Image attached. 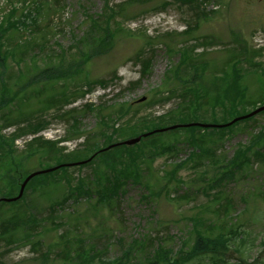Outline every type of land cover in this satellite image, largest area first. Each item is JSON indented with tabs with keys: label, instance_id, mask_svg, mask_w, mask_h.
I'll return each instance as SVG.
<instances>
[{
	"label": "rangeland",
	"instance_id": "rangeland-1",
	"mask_svg": "<svg viewBox=\"0 0 264 264\" xmlns=\"http://www.w3.org/2000/svg\"><path fill=\"white\" fill-rule=\"evenodd\" d=\"M162 1L168 4L158 6ZM11 3L14 10L8 11ZM111 10L110 27L123 30H116L112 47L102 53L95 38L102 30L92 29L88 16L101 20L104 27L102 21L112 15ZM8 15L13 28L5 34L2 49L14 56L0 66L1 80L10 91L7 97L20 92L13 103L7 99L1 103L9 107L4 108L6 117L0 116V134L8 138L20 132L13 144L16 157L25 158L27 144L34 139L44 149L22 159L24 175L54 164L55 153L41 142H55L64 153L87 150L88 142L100 147L107 143L103 132H110L112 122L124 126L178 109L183 87L179 76L191 80L194 71L183 65L178 72L174 69L183 47L206 62V70L198 72L193 82L209 79L213 67L228 69L235 61L241 70H249L244 81L251 90L257 91V78L264 81L258 66L251 64L264 68V0H0V21L4 23ZM83 52L91 53L89 61H82ZM146 60L149 67L144 72ZM47 69L57 72L43 74ZM37 75L41 77L31 83ZM64 93L68 100L59 106L43 102ZM171 93V98L163 99ZM141 96L146 99L136 102ZM88 104L92 109H85ZM124 104L131 108L119 116L116 109ZM102 106L105 110L100 113ZM208 111L201 110L198 121L200 115L209 117ZM215 113L221 117L220 106ZM102 119L108 128L100 125ZM37 120L46 123L36 131L28 128ZM77 124L80 132L73 130ZM263 125L261 113L237 124L221 140L207 134L214 140L207 142L213 155L201 157L189 156L198 150L188 142L186 130H178L173 151L155 155L151 149L140 155V179H126L110 165L100 167L95 159L92 165L50 173L45 178L50 183L40 189L37 184L44 176L34 177L30 186L36 184L35 188L26 187L22 201L0 202V224L13 218L18 224L5 233L0 228V264H83L84 257L90 258L89 264H140L160 246L177 258L181 249L187 251L193 244L195 233L211 228L216 234L229 232L220 264H264V140L248 151V164L235 169L233 177L213 181ZM116 169L124 170L120 164ZM114 181L118 184L101 198L97 190ZM79 182L89 193L78 188ZM13 193L0 181V197ZM67 193L72 197L61 203L59 198L65 199ZM196 213L210 220L204 229L193 227L190 218ZM36 241L37 251L31 245ZM134 243L139 246L133 248ZM195 263L204 264L196 259Z\"/></svg>",
	"mask_w": 264,
	"mask_h": 264
},
{
	"label": "trees",
	"instance_id": "trees-1",
	"mask_svg": "<svg viewBox=\"0 0 264 264\" xmlns=\"http://www.w3.org/2000/svg\"><path fill=\"white\" fill-rule=\"evenodd\" d=\"M184 2H190L194 0H183ZM168 3L162 1L159 3L158 6L165 7ZM108 8V5L106 3L105 9ZM111 14H107L105 16V19L102 21V23H105L104 27H101V20L99 21L97 18H92L91 16H88L90 24L92 26V29H95L96 27L98 29H101V33L96 34V40L99 45V50L103 52H106L109 50L113 45V36L117 32L116 30H123L120 26H117L115 28H111L109 25V22L112 21L114 18V10ZM123 8L121 5L118 7V13L122 12ZM12 12L9 13V15ZM9 15L6 17V20L3 22L0 21V66L3 68L4 63L6 62V59L10 56H14L13 52L8 49H2L3 47V41L6 39L5 34L8 33L13 28V23L8 19ZM118 21H115V23ZM191 29V28H189ZM188 29V30H189ZM115 30V31H112ZM192 30V29H191ZM186 33H189V31H185ZM166 33L167 36H170L171 34ZM206 38V37H205ZM207 39V38H206ZM92 40V39H91ZM30 47V46H29ZM22 48L26 50L27 46L26 44L22 45ZM173 47H168V50H172ZM181 59L179 63L175 66V70L178 72L179 65H183L185 69H194L193 74L190 76V78H186L184 76L179 78H182V85L183 87H180V97L182 99V103L179 106L178 109L168 111L167 113H164L161 116L158 117H151V116H143L142 119L139 122H134L131 124L130 121L126 122L124 126L114 127L113 124H111L110 133L106 134L103 132L104 137L107 140V143H104V145H108L109 143L113 142V137L115 135H119L124 137L125 133H129L128 137L136 136L139 134H142L145 131L153 130L158 127L167 126L174 123H190L198 121V115L201 110L208 111L207 106H210L209 108V117H205L204 115H200V121L201 122H208V123H225L230 121L233 117L242 115L244 113L249 112L248 107L251 109L257 106V104H264V81L262 78H257L256 82V88L257 91L251 90L249 84L247 81H244L246 79V73L249 70H241L237 66L238 61L234 62V65H230L228 69L225 66H221L218 71H216V68H213L211 71V77L209 79H206L203 81H195L193 82L197 76L198 72L202 73L206 70V62L205 61H199L197 58H193L190 53L192 52L189 48H182L181 49ZM83 62L89 61L91 57L87 53H82ZM231 59V57H229ZM256 66H259L257 62H254ZM82 65V62H78V67ZM149 67V60H146L143 64L144 72L148 70ZM262 73L264 74V68L262 67ZM53 73L57 72L54 69H47L43 70V74L47 73ZM220 72L219 74H217ZM61 72L59 71V74ZM44 76V75H43ZM41 76H35L33 79H30V82L37 81L38 78ZM193 77V78H192ZM1 72H0V112H2L1 115H5V110L3 109L1 103L4 101V99H7L10 103H12V100L14 99V96H18L20 90H16L14 92H11V97H7L9 94L8 87L2 82L1 80ZM90 84V82H87ZM101 84H104L103 81H100ZM158 92V91H155ZM4 94L5 97L4 98ZM174 93H171L169 96L163 97V99H169L173 96ZM254 94H257V97L254 96ZM65 97V98H64ZM63 99H66V95L63 94V97H52L49 99L50 105H57L59 106V103L63 101ZM6 100V101H7ZM158 100V99H157ZM9 103V104H10ZM220 106L221 108V117H218L215 113L216 107ZM8 105L4 108L8 109ZM85 109H92L91 104L84 105ZM131 108V104L128 105H120L116 112L119 113V116L127 115L129 110ZM247 108L248 110H245ZM105 108L102 106L99 108L100 113L104 111ZM136 112V111H135ZM7 113V112H6ZM261 114V113H259ZM255 116L249 117L242 121H237L235 123H232L228 126L220 127V128H202L198 126H191L187 128H178L174 129L168 132H155L152 133L145 138H141V141L133 146L132 148H125L124 146L114 147L108 151H102V152H96L98 146L95 145V143L88 142V148L87 150H75L70 151L68 153H64L63 149H58L56 147L55 142H41L42 144H45L49 146L48 151L55 153L53 156L54 164L58 163H64V162H73L77 160H82L88 158L90 155L94 154V157L92 159H95L97 161V164L102 163L104 165H110L112 170L117 171L121 176L124 178L134 177L135 179H140V170H139V163H140V155L144 154V152L147 150L152 153L160 154L165 151H173L175 148V144L179 140V136H176L175 133L178 130H186V138L188 139V142L194 146L198 150V152H191L189 156L191 157H201V156H209L213 155V149L210 146H207V142H212V140L209 136L211 134L215 135L218 139H223L230 131L240 122H249L251 120H254ZM105 127L108 128V124L104 122L102 119L100 121ZM46 123L44 120H37L35 124L29 125L28 128L32 129L33 131H36L43 127V125ZM76 132H78L77 125L73 129ZM20 132H17L13 134L11 137H3L0 134V181H3V187L9 188V190L13 192H17L18 186H19V180H21L26 174L24 175V170L22 169V165L24 164L23 161L25 159H30L32 156H34L35 153H39L41 150H44L39 142V139H34L32 143L27 144L26 147V155L25 158L23 156L16 157L15 151L13 147V141L17 137V135ZM207 134L209 136H207ZM171 140V142H170ZM264 140V131L261 129L258 133V135L254 136L250 143L247 146H244L243 148H238L234 156L228 160V164H230V167L227 168V171L224 172V174L219 175L217 178L213 179L214 182H218L219 179L224 177L231 176L233 177L235 174V169H239L240 167H244L247 165L250 160L248 157V151L260 141L262 142ZM96 146V147H95ZM152 149V151H151ZM32 150V152H30ZM36 151V152H35ZM257 155L262 157V154L260 155L257 153ZM57 156V157H56ZM188 156V157H189ZM124 157L128 159L127 163L124 161ZM22 159H24L22 161ZM92 160H90L88 163L92 165ZM117 164L121 165V168H124V170H118L116 169ZM179 165V164H178ZM177 165V166H178ZM129 166V168H128ZM227 166V165H223ZM2 168H4L2 170ZM59 170V169H58ZM175 169L173 168L171 171V174L175 173ZM49 174V173H48ZM227 174V175H225ZM47 175V174H45ZM34 179V178H33ZM31 179L28 184L27 188L30 187V189L35 188V185L30 186V182H32ZM105 181L109 182V178L107 176L104 177ZM45 181H41L40 183H44ZM139 181V180H138ZM118 184L117 181H114L107 184L106 187H102L101 190L98 189L97 193L98 195H101V198L105 197L108 193L112 191L111 186L114 188ZM78 188L81 191H85L86 193H89V189H84L83 182L78 183ZM32 187V188H31ZM17 193H13L11 196H15ZM24 197V194H23ZM22 201V198L17 200ZM64 201V199H63ZM228 204L227 206H229ZM53 210L51 209V213ZM15 216V215H12ZM14 219V218H13ZM12 221L8 222H2L0 224V228L2 229L3 233L6 231H10L9 226L14 224V229L17 227L18 224L14 223ZM36 219V218H35ZM193 227L200 228V226H203V229L206 227V224L208 221L205 220L204 217L200 214H194L190 218ZM52 224L53 221H52ZM57 224V223H56ZM37 227V226H36ZM217 229L219 230L221 226L217 225ZM27 229H32V226H25ZM26 229V230H27ZM1 231V232H2ZM229 233V232H228ZM222 232L220 234L214 233V230L211 228L209 230L204 229L202 231H199L198 233H195L196 237L194 239L193 244L189 247L187 251H183L182 249L178 253V257H174V254H171L172 252L169 249H166L162 246L158 247L157 249H154L153 253L149 254V256L144 257L140 264H196V260L203 261L204 264H220L223 259L220 257L223 255L222 251L228 247V241L229 234ZM28 234V233H27ZM12 236V234H10ZM135 242L137 240H134ZM38 241L32 243L33 249L36 250V245H38ZM139 246V243H134L133 248H137ZM127 259V254L125 255ZM208 261L211 260L210 263H206L204 260ZM90 258H83V264H89Z\"/></svg>",
	"mask_w": 264,
	"mask_h": 264
},
{
	"label": "water",
	"instance_id": "water-1",
	"mask_svg": "<svg viewBox=\"0 0 264 264\" xmlns=\"http://www.w3.org/2000/svg\"><path fill=\"white\" fill-rule=\"evenodd\" d=\"M144 99H145V97H141V98L139 99V101H142V100H144ZM263 110H264V105H263V106H260V107H258V108H256V109H254V110H252V111H250L249 113H247V114H245V115L235 117V118H233L231 121H229V122H227V123H225V124H220V125H218V124H203V123H197V122H195V123H188V124H175V125H171V126H168V127H164V128L156 129V130H154V131H159V132L161 131V132H162V131H166V130L174 129V128H177V127L193 126V125H197V126H201V127H223V126H228V125L232 124L233 122H235V121H237V120H241V119H244V118H247V117L253 116V115H255V114H257L258 112L263 111ZM154 131H151V132H149V133H145V134H143V135L146 136V135H148V134H150V133H152V132H154ZM140 138H141V136H137V137H135V138H132V139H129V140L123 141V142H121V143H119V144H126V145L134 144V143L138 142V141L140 140ZM108 148H109V147H108ZM79 163H81V162H79ZM61 166H63V165H58V166L53 167V168H49V169H45V170H41V171H36V172H33V173L29 174V175L24 179V181L21 183L18 195H17L16 197H14V198L3 199V200H5V201H12V200H16V199L20 198L21 195H22V193H23V189H24V187H25V184L27 183V181H28L30 178H32L33 176H35V175H37V174H40V173L50 172V171H52V170H54V169H56V168H58V167H61Z\"/></svg>",
	"mask_w": 264,
	"mask_h": 264
},
{
	"label": "bare ground",
	"instance_id": "bare-ground-1",
	"mask_svg": "<svg viewBox=\"0 0 264 264\" xmlns=\"http://www.w3.org/2000/svg\"><path fill=\"white\" fill-rule=\"evenodd\" d=\"M197 122H199V123H203V122H201V121H197ZM135 137H137V136H135ZM135 137H133V138H135ZM138 142H136V144H137Z\"/></svg>",
	"mask_w": 264,
	"mask_h": 264
}]
</instances>
